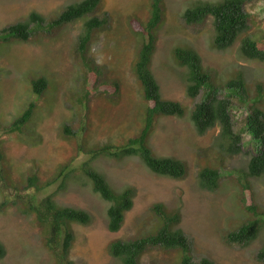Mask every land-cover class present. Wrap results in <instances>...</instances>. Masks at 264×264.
Returning a JSON list of instances; mask_svg holds the SVG:
<instances>
[{
  "label": "rangeland",
  "instance_id": "1",
  "mask_svg": "<svg viewBox=\"0 0 264 264\" xmlns=\"http://www.w3.org/2000/svg\"><path fill=\"white\" fill-rule=\"evenodd\" d=\"M75 1L79 0H0V29L32 10L45 17L44 22L32 27L27 40L0 36V173L4 178L0 179V201L24 198L30 191L38 198L43 197L56 188L58 180L43 189L26 190L23 186L29 176L35 175L37 183L42 184L55 176L62 164L79 165L96 145H122L141 128L145 102L133 68L137 49L143 36L147 37V32L139 31L138 24L142 26L149 19L151 1L103 0L97 8V14H108L110 20L104 30H94L91 43V55L101 67L96 84L103 78L107 83L116 79L120 84L115 93L96 92L89 96L84 89L90 83L89 79L84 80L87 68L76 52L77 35L88 15L61 25L49 23L65 5ZM194 1L160 0L163 15L151 29L154 51L150 69L158 81L161 97L180 101L188 113L157 114L147 142L157 155L186 161L187 173L182 178L157 174L138 155L121 159L101 155L95 159L94 166L107 174L116 190L128 184L136 189L133 206L126 211L122 226L110 231L106 227L109 201L92 190L91 184L75 181L87 178L78 171L68 187L57 193L62 204L85 208L92 217L89 224L72 223L75 239L69 256L74 264H118L107 251L108 242L156 226L157 218L151 207L159 201L179 207V225L195 258L206 256L215 264H262L256 253L264 244V228L246 245L225 240V233L247 218L240 209L244 183L251 184L258 211L264 213V174L250 177L245 171L250 155L261 147L244 131L247 104L233 110L236 127L242 133V152L222 157L212 143L218 127L198 134L189 112L206 91H213L211 82L222 88L220 85L239 70L245 75L249 95L254 100H258L255 95L260 90L264 92V59H249L239 53L243 35L258 39L264 47V0H251L245 5L249 27L223 50L212 44L211 17L193 24L183 19L182 12ZM131 16L136 17L132 24ZM178 45L192 46L209 74V83L195 98L186 95L183 67L173 54ZM40 76L46 79V86L36 93L32 81ZM31 102L34 108L30 118L22 128L10 130L13 119ZM258 104L264 108V100ZM65 124L71 126L73 133L62 130ZM207 164L220 171V183L214 190L201 188L197 181V168ZM21 210L14 204L0 210V242L5 251L0 264H56L40 241L33 217ZM180 256L178 249L150 248L141 255L138 264H169Z\"/></svg>",
  "mask_w": 264,
  "mask_h": 264
},
{
  "label": "trees",
  "instance_id": "2",
  "mask_svg": "<svg viewBox=\"0 0 264 264\" xmlns=\"http://www.w3.org/2000/svg\"><path fill=\"white\" fill-rule=\"evenodd\" d=\"M103 0H79L68 3L60 13L50 20V25H61L72 21L82 15H88L83 23L82 30L77 35V55L87 68L84 80L86 83V95L96 92L115 93L119 90V81L114 79L110 83L104 78L100 84L98 77L101 75V67L91 55V43L97 28L105 29L110 16L99 15L97 8ZM150 17L142 26L138 24L141 32H147L143 36L137 49V58L133 72L136 81L141 87L142 97L145 102V110L141 128L134 135H130L122 145L111 143L98 144L90 149L88 157L79 165L64 163L58 168L55 176L50 177L42 184L37 183L35 175L29 176L28 183L23 189H43L58 180L56 188L38 198L32 191L31 194L17 199H5L0 201V210L7 205L14 204L20 207L22 213L30 215L39 228V238L44 247L54 256L56 264H74L69 256L71 246L75 239L72 228L73 222L89 224L91 214L82 207L62 204L57 193L68 187L70 179H75L78 171H82L86 177L83 184H91L92 190L99 193L102 198L109 201L106 209V227L110 231L118 230L124 222L125 213L133 206V198L136 189L133 185H124L117 190L110 183L108 176L96 168L93 161L98 157H113L121 159L129 155H138L147 167L161 175L172 178H182L187 173V163L174 156L157 155L149 146L147 139L157 114L182 116L188 110L178 100L162 98L158 81L150 69L151 55L154 51V39L151 29L161 20L163 11L160 0H150ZM251 0H196L182 12V17L187 23H200L208 17L212 19L213 32L212 44L217 49L230 47L248 27L249 14L245 5ZM130 20V24L136 21V17ZM134 19V20H133ZM45 17L38 11L32 10L24 18L10 23L0 29V36L4 39L15 37L27 40L32 32V27L44 22ZM239 53L249 59H264V47L261 42L250 36L243 35L239 43ZM173 54L179 65L183 67L182 76L185 81V91L189 98L197 97L204 86L209 82V74L203 68L202 60L198 52L188 45H178L173 49ZM242 70V69H241ZM105 82V83H103ZM96 84V85H95ZM213 91H206L203 99L195 101L189 112L195 131L203 134L213 127H218V132L213 136V145L222 157L224 154H237L242 152V133L237 129L233 110L244 103L247 104V115L243 119L244 131L261 147L250 155L247 161L246 174L259 177L264 174V108L258 103L264 100V92L259 91L258 100H254L248 92L247 81L242 71L220 88L213 85ZM46 86L43 76L33 79L34 92L40 93ZM260 88V86H259ZM80 98V97H79ZM77 98V99H79ZM34 103L31 102L24 111L16 116L9 125L10 130L22 128L24 123L32 115ZM186 109V111H185ZM8 126V125H7ZM65 133H73L71 126L65 124L62 127ZM107 176V177H106ZM197 181L201 188L214 190L220 183V171L214 165H200L196 171ZM0 179L3 180L0 173ZM240 195V209L245 214L246 220L236 228L225 233V240L229 243L248 244L259 236L264 228V213L258 211L251 184L244 183ZM29 192V191H28ZM157 218V224L147 232L139 233L129 238L111 239L107 244L108 253L118 260V264H138L141 255L150 248L181 251L178 261L169 264H215L206 257H194L191 252L190 242L179 225L181 214L179 207H169L164 202H155L151 207ZM32 213V214H31ZM253 213L252 215H249ZM4 247L0 242V257L4 254ZM256 257L264 264V244L260 246Z\"/></svg>",
  "mask_w": 264,
  "mask_h": 264
},
{
  "label": "clouds",
  "instance_id": "3",
  "mask_svg": "<svg viewBox=\"0 0 264 264\" xmlns=\"http://www.w3.org/2000/svg\"><path fill=\"white\" fill-rule=\"evenodd\" d=\"M248 175V174H247ZM252 177H254V176H252ZM123 224V223H122ZM122 226V225H121Z\"/></svg>",
  "mask_w": 264,
  "mask_h": 264
}]
</instances>
